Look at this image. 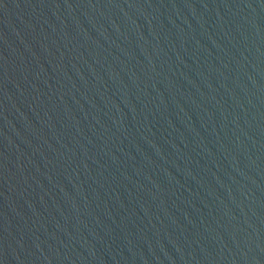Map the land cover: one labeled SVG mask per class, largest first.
<instances>
[{"label":"water","instance_id":"obj_1","mask_svg":"<svg viewBox=\"0 0 264 264\" xmlns=\"http://www.w3.org/2000/svg\"><path fill=\"white\" fill-rule=\"evenodd\" d=\"M0 264H264V0H0Z\"/></svg>","mask_w":264,"mask_h":264}]
</instances>
